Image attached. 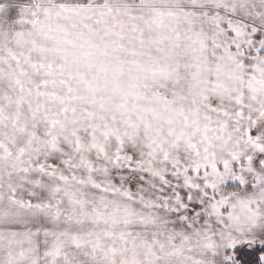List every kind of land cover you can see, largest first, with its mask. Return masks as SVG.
<instances>
[{
	"label": "snow or ice",
	"instance_id": "snow-or-ice-1",
	"mask_svg": "<svg viewBox=\"0 0 264 264\" xmlns=\"http://www.w3.org/2000/svg\"><path fill=\"white\" fill-rule=\"evenodd\" d=\"M0 264H264V0H0Z\"/></svg>",
	"mask_w": 264,
	"mask_h": 264
}]
</instances>
